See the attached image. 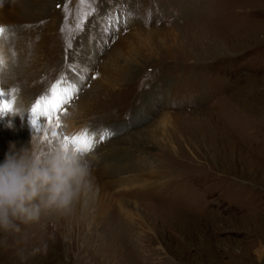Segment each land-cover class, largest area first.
<instances>
[{"label": "rangeland", "instance_id": "1", "mask_svg": "<svg viewBox=\"0 0 264 264\" xmlns=\"http://www.w3.org/2000/svg\"><path fill=\"white\" fill-rule=\"evenodd\" d=\"M0 7V99L24 111L0 113V162L34 134L116 133L84 155L72 214L0 233V264H264V0ZM62 74L80 91L57 137L43 117L38 133L31 109Z\"/></svg>", "mask_w": 264, "mask_h": 264}, {"label": "clouds", "instance_id": "2", "mask_svg": "<svg viewBox=\"0 0 264 264\" xmlns=\"http://www.w3.org/2000/svg\"><path fill=\"white\" fill-rule=\"evenodd\" d=\"M14 113L23 118L22 109ZM47 139L34 134L27 147L10 144L0 162V233L5 244L21 231V224L37 223L49 214L71 215L81 194L91 189L92 161L63 141L45 143ZM36 251L46 252L47 245Z\"/></svg>", "mask_w": 264, "mask_h": 264}, {"label": "snow or ice", "instance_id": "3", "mask_svg": "<svg viewBox=\"0 0 264 264\" xmlns=\"http://www.w3.org/2000/svg\"><path fill=\"white\" fill-rule=\"evenodd\" d=\"M90 3V0H80V4L83 5L85 3ZM95 9H92L94 11ZM65 25H62L60 31L62 34L65 33L67 27V16L69 14V10L65 5ZM89 13H83L81 18L76 23V30H83V21ZM105 31H108V28H105ZM4 29L0 26V35H2ZM65 47L67 49L72 47L70 40L65 37ZM67 59V57H66ZM69 68L73 70L75 68L80 67L79 65H68ZM88 68H81V73H87ZM94 78V77H93ZM86 79V76L81 74L79 75V81L83 82ZM14 91V90H13ZM80 91L79 85L75 81H68L66 77L62 74L57 81L51 85L49 92L36 101V104L32 107L30 112V123L39 133L43 130V125L40 124V118H45L48 125L52 128V136L57 137L58 133L56 129L61 127L60 123V115L59 113L64 112V106L70 104V102L77 96ZM5 96V92L3 89H0V97ZM14 112L13 104L8 100L0 99V113ZM55 121V122H53ZM116 135V133L110 129H104L101 133H99L98 139L97 134L89 132L87 129L81 131L73 135L71 138L68 136L64 137L63 142L66 145H72L78 152L81 154H89L94 151L97 144L103 142L112 136Z\"/></svg>", "mask_w": 264, "mask_h": 264}, {"label": "bare ground", "instance_id": "4", "mask_svg": "<svg viewBox=\"0 0 264 264\" xmlns=\"http://www.w3.org/2000/svg\"><path fill=\"white\" fill-rule=\"evenodd\" d=\"M4 15H6V13H4V10L0 7V19H2Z\"/></svg>", "mask_w": 264, "mask_h": 264}]
</instances>
